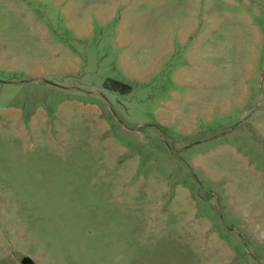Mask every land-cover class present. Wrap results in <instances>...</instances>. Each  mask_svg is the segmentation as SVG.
<instances>
[{"label":"rangeland","instance_id":"obj_1","mask_svg":"<svg viewBox=\"0 0 264 264\" xmlns=\"http://www.w3.org/2000/svg\"><path fill=\"white\" fill-rule=\"evenodd\" d=\"M264 264V0H0V264Z\"/></svg>","mask_w":264,"mask_h":264},{"label":"water","instance_id":"obj_2","mask_svg":"<svg viewBox=\"0 0 264 264\" xmlns=\"http://www.w3.org/2000/svg\"><path fill=\"white\" fill-rule=\"evenodd\" d=\"M22 263L23 264H33V261L30 258H24Z\"/></svg>","mask_w":264,"mask_h":264}]
</instances>
